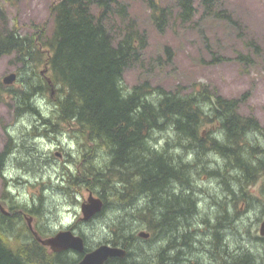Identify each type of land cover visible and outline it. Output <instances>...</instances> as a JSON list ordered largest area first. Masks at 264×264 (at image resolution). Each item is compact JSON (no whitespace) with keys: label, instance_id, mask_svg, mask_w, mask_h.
I'll list each match as a JSON object with an SVG mask.
<instances>
[{"label":"trees","instance_id":"trees-1","mask_svg":"<svg viewBox=\"0 0 264 264\" xmlns=\"http://www.w3.org/2000/svg\"><path fill=\"white\" fill-rule=\"evenodd\" d=\"M147 1L152 23L161 31L171 9L155 0ZM202 4L207 13L215 11L218 16H228L226 9L219 8V0H202ZM178 6L186 22L194 13V2L178 0ZM50 15L51 27L32 23L25 34L17 25L0 26V57L13 55L19 81L21 78L23 83L19 89H0V100L6 101L7 91L18 114L53 117L51 132L60 130L56 125L61 120L74 127L72 133L84 143L80 148H85L86 158L81 160V173L71 175L73 180H81L85 174L101 189L116 196L118 202L130 206L134 201L131 194L126 197L122 193L121 198L117 194L118 186L123 184L125 189L139 195L138 205L148 203L137 209L139 218L117 216L112 242H120L125 248L130 239L139 242L135 231H131L134 219H139L145 222V227L151 228L153 222L158 224L161 234L165 226L164 236L178 245V238L182 237L180 225L194 218L191 214L195 204L190 194H177L174 188L186 187L191 169L195 174L201 163L227 169L225 182L235 199L251 197L247 187L264 174V130L254 116L239 112L240 98H228L216 90L210 94L206 88L182 94L177 89L152 85L147 79L127 88L125 72L134 63L143 62L147 43V33L132 14L128 1L57 0L50 6ZM166 50L171 54L168 46ZM157 61L163 64L161 55ZM42 95L54 101L47 114L39 105ZM206 124L211 128L205 130ZM170 128L178 136V148L171 147L168 137L163 147L152 144L163 141L154 134L169 132ZM256 138L261 139V148L251 144V141L259 143ZM186 151L194 156L193 160L189 154L185 157ZM18 152L19 149L13 153ZM218 155L226 162L221 163ZM3 157L4 153L0 154V171ZM34 157L30 152L23 162L35 164ZM208 173L221 174L218 169ZM148 209L158 218L147 219ZM238 217L239 214L232 216L222 211L216 225L215 254L229 257L219 244L227 227H234L235 221L240 223ZM204 218L209 220L207 216ZM15 227L6 222L0 211V264L77 263L68 252H54L37 238L15 236L23 232L15 233ZM221 227L224 236L219 231ZM160 243L149 249L142 264H164ZM189 250L194 253L192 248ZM254 251L239 247L232 252L229 264H264L261 254ZM173 257L170 255V259ZM192 262L195 260H189Z\"/></svg>","mask_w":264,"mask_h":264},{"label":"rangeland","instance_id":"rangeland-1","mask_svg":"<svg viewBox=\"0 0 264 264\" xmlns=\"http://www.w3.org/2000/svg\"><path fill=\"white\" fill-rule=\"evenodd\" d=\"M55 1L57 0H0V26L5 23L10 27L17 25L18 30L23 34L31 29L32 23L51 27L53 17L50 15V6ZM124 1L131 3L132 14L137 17L141 27L147 33L143 62L134 63L125 72L124 83L127 88H131L134 83L147 79L152 85L160 84L166 89H177L182 94L195 92L202 88L210 90V94L216 90L225 97L240 98L239 112L245 116H254L260 123L261 130H264V0H219V8L226 9L228 16H218L215 11L207 13L202 0H192L194 13L186 22L181 17L178 0H155L171 9L161 31L152 23L151 8L147 0ZM166 46L169 47L171 54L167 52ZM159 55L162 57V65H159L157 61ZM243 56H247L248 59H243ZM16 70L17 64L14 62L12 54L0 57L1 90L8 87L13 90L23 87L21 78L13 85L8 86L2 83L5 75ZM6 92V101L0 100V151L5 149L10 135L14 138L12 139L15 143H19V152L16 153V157L8 158L9 164L13 163L16 170L20 171L22 175L26 174L25 169L31 173L41 174L40 182L35 187H27L24 183L19 185L21 198L24 199V194L30 191H34V194L44 193L48 221L51 222V225H55L57 220L68 219L72 216L70 213L63 212L64 208L71 203L63 194H60L62 190L58 188L61 185L62 177L64 179L69 178L71 171L63 166V160L55 154V151L61 150V147L67 145L72 146L73 142L70 140V136L74 139L76 136L68 134L70 129L67 126H61L63 133H59L55 141H50L48 138H55L52 133L57 134L58 132L45 131L47 127L42 126V121L38 120L39 130L47 132L48 136L35 139L32 122L36 118L28 117L25 113L18 114L15 102L9 98L8 92ZM51 101L53 100L50 96L42 95L39 105L44 114H47L48 106L53 105ZM50 114L48 113V115ZM56 126L60 127L59 125ZM210 128V125L206 124L204 129ZM154 136L160 139L168 137L172 143L171 147L178 148L176 145H178L179 139L177 134L173 133V129L170 128L169 132H160ZM78 143L80 147L82 144L79 141ZM152 144L157 145L155 142ZM58 145L61 147L59 148ZM253 145L258 146L259 143ZM29 147L35 148L31 150ZM30 152L35 154L36 158L33 159H36L37 164L35 162V164L30 163L29 165L23 162ZM185 153L183 154L186 157L189 151ZM73 157L75 158L74 162H70V164L75 170L77 169L75 162H79L80 158L77 154H74ZM221 158V163L226 162L225 158ZM193 159L190 158V160ZM40 160H42V165L45 161L48 165L41 167ZM199 166L200 168L196 170V173L209 174L208 172L214 169L221 172L220 175H212L211 179L206 176L203 178H206L204 186L208 193L204 195L207 199H211L210 194L215 199L222 197V201L225 199V195L233 196L232 191L227 189L228 183L225 182L228 180L225 167L202 165V163ZM192 168L195 169L197 166L194 164ZM14 171L12 172L13 176ZM192 173L191 169L190 174ZM262 176L264 177V175ZM3 187L4 178L3 174L0 173V197L3 193ZM247 189L248 193L252 195L249 200L252 205L248 209L245 208L247 204L242 199H239L235 205L233 202L234 210L243 211L240 214L242 216L237 218L241 221L240 223L235 221L234 227H227L225 235L227 238L224 236L225 231L222 230V227L219 231L224 236L222 237L224 246L227 245L233 251L239 247H249L264 258V246L261 240L257 238L260 235V224L264 218V178L249 184ZM69 195H72L73 199V194L70 193ZM67 197L69 198V196ZM257 197L260 201L256 200ZM109 199L112 206L105 211V217L101 222H96L90 226L91 242L111 239L115 236L112 228L119 219L117 216L127 217L126 215L129 214V206L112 200L111 197ZM204 200L206 198L202 202ZM191 215L194 218L197 217L195 213ZM203 215L210 217L208 213ZM204 216L200 218L203 219ZM143 223L145 222L134 219L131 231H135L137 235L140 230L149 231V228L145 227ZM216 230L217 227L215 226V233ZM138 238L139 242L137 241L135 247L136 253L134 252L131 261L142 264L149 249L153 250L159 245V242L149 243L142 237ZM216 255L219 258L223 254L216 253ZM217 262L218 264H225V260L217 259Z\"/></svg>","mask_w":264,"mask_h":264},{"label":"flooded vegetation","instance_id":"flooded-vegetation-1","mask_svg":"<svg viewBox=\"0 0 264 264\" xmlns=\"http://www.w3.org/2000/svg\"><path fill=\"white\" fill-rule=\"evenodd\" d=\"M42 118H44L42 121V126L47 127L45 131H48V129L51 128L49 127L50 121H52L54 118L53 117H42ZM42 118L37 116L36 120L32 122L33 135L39 138L41 137L44 138V136H48L47 132H41L39 130L40 126L38 125L37 121L41 120ZM68 128L71 129L73 128V126L68 125ZM52 134L55 138H48V139L50 141H55L58 138V133L57 134L52 133ZM13 139H12L13 143L11 142V145H8V149L7 150L3 149V153L5 156L3 157L4 162H5L3 164H4V169H5L4 172L6 171V173L4 174L3 193H2V196L0 197L2 201L1 203L3 205V209L2 210L0 209V211L5 216L6 222L10 221L11 224L16 225L15 230H14L15 233H18L21 230H23L22 233L24 236L26 235L30 238L33 237L34 239L37 237V235L52 236L62 230L72 231L74 234L81 235L84 238L85 250L80 252V251H76L73 249H68V250L54 251V252H68L69 255L75 257L78 261L81 260L88 252L92 251L93 249L97 248L99 245L103 243L107 242L110 244H117V245L123 246V244H121L120 242H117V243L112 242V238L91 242L90 233H89L90 226L96 222H101V220L105 217V211L111 208L112 206L110 204V199H109L110 197L112 200H115L117 202L119 201V199L116 196H112L109 191L101 189L102 188L101 185L98 186L97 183H93L90 178L88 179L86 177L85 174L82 175L83 177L82 180H70L69 178L67 179V177L66 179L62 177L60 181L61 185H59V188L62 190V193L60 194H63V196L65 197L67 196L65 195V193L73 194V199H72V195H69V194H68L69 198L66 197L67 199H69L67 201L71 203V205L66 206L63 212L70 213L72 216L68 219L61 218L57 220V222H55V225H51V222L48 221V218L46 215L47 208L45 205L46 196L44 195V193L34 194V191H30L33 193L29 194L30 192H27V194H24V197H23L24 199H22L21 198L22 194L19 190L20 189L19 185L21 183H24V185H26L27 187H35V185L40 182L41 174L39 175V174L31 173V172H28L29 170L27 171V169H25L26 174L23 172L24 174L22 175L20 171L16 170L13 163L9 164V162L7 161L8 158L16 157V155L13 152L16 151L19 147V143L18 142L15 143ZM70 140H72L73 142L72 146L67 145L66 147H61V145H58L59 148L61 147V150L55 151L56 155L58 152L60 153L59 157L61 160H63V166H66L67 168H69L67 170H70L72 168V165L67 162L69 161L74 162V159H75L73 157L74 154L75 155L77 154L79 156V154L82 153V151H84V153L81 154L83 156L82 161H84V156H85V148L81 150V148L79 147L78 141L72 138L71 136H70ZM258 142H259V145L261 146V143H262L261 139L258 140ZM252 143L254 144L256 143V141H251V144ZM259 145H258V148H261ZM66 153H68L69 155ZM218 157L220 160L222 159L221 155H218ZM68 158H71L72 161L71 159H68ZM41 162L42 160H40V163H39L41 167L42 166L46 167L48 165L47 161L43 162L44 165H42ZM75 164L77 163L75 162ZM77 168L80 169V166L78 165ZM13 171H14V176L12 175ZM259 172H261V170ZM262 175L264 174L261 173L259 177H256V181H259L260 178H264ZM205 176L208 177L209 179L213 177L207 173L202 174L199 172L198 173L195 172L194 174L193 172L192 174L189 175L188 182L185 181L186 187L182 185H178V189L174 188V190L176 191L177 194L186 193V192L190 194L192 198L191 200H193L195 204V209L193 210V212L197 215L196 218L200 217L201 214H204V213H208L210 215L208 226L205 222H199L194 218H192L190 221L186 222L185 224L182 223V226L180 225L181 230H182V235H181L182 237L178 238V245L171 244V241L169 240V238H167V236L166 237L164 236L163 232L166 231L165 226L164 228H162L163 229L162 234L160 233L161 229L159 228L158 224L154 222L151 224V228H149L150 235L147 238H145V240L148 241L149 243L154 242V241L158 243L159 241H161L160 244L163 246L162 250L164 254L163 256L164 264H191L189 263V260H192V261L195 260V262H192L193 264H218L217 262L218 256L214 253L215 252L214 250L215 241H217L216 233L214 232V227L217 225V222H218L217 220L219 216H221L222 211L223 213H227L232 216H235L236 214H239L240 216V214H242L243 211L238 210V209L234 210V207H233V202L235 205V203H237L239 199H242V201H244L245 204H247V207L245 208L249 209V207L252 205V203L249 201L251 197H244V198L238 197L237 199H235L234 196H231L228 194V195H225L226 197L223 201H222V197H219V199L218 198L215 199L214 196H212V194H210L211 199H207V197L205 196L202 197L203 194L208 193V191L205 190V186H204L206 184V181H205L206 178L203 179ZM83 181L85 182L83 183ZM62 184H65V185L62 186ZM70 185H72L73 188L75 189H72ZM65 191H68V192H65ZM122 193H125L126 197H128L130 194L132 196L131 198L134 197V201L130 203V206H129V209H130L129 214H127L126 216L129 218H139V215L137 214V209L139 210L140 206L142 207L146 206V204L148 203H143V204L138 205L137 198L139 195L136 196L137 194L136 192L134 193V192L129 191L128 189H125L123 184L119 185L118 190H117V194L120 198L123 196ZM90 198L102 199L103 209L101 212H97V213L92 214L91 216H87L86 215L87 213L85 212L84 214L83 210H84V207L86 208V205L89 203ZM204 198H206V200L202 202ZM37 199L38 200L41 199L42 202H38ZM256 200L260 201L258 197L256 198ZM147 217H148L147 219L151 217L158 218L155 215L154 211L150 209H148ZM199 223H202V224L200 225ZM200 234H203V235H200ZM259 234H260V229H259ZM162 236L165 238H162ZM202 236H205V237H202ZM257 238L261 240V243L264 246V235L260 234L258 235ZM221 240H220L219 248L220 249L222 248L223 250H225V255L227 254L229 257L227 258L221 255V257L218 260H225L224 263L229 264L231 263L230 257L232 255L233 250H231L226 245L223 246ZM136 242L137 241L130 239V243L128 247L126 248L128 250L127 255L125 257H119V256L110 257L106 261L105 264H108V262L110 264H134L131 261V259L133 258V255L135 252L133 248L134 246H136ZM190 248L194 250V253L190 252L189 250ZM170 255L174 257L170 259Z\"/></svg>","mask_w":264,"mask_h":264},{"label":"water","instance_id":"water-1","mask_svg":"<svg viewBox=\"0 0 264 264\" xmlns=\"http://www.w3.org/2000/svg\"><path fill=\"white\" fill-rule=\"evenodd\" d=\"M17 79V73L11 72L4 76L3 82L5 84H12ZM103 208V202L101 199H90V203L84 207V213L87 216H91L94 213L101 212ZM260 232L264 235V219L260 226ZM141 237H148L149 233L142 230L139 232ZM44 244L49 245L54 251H62L66 249H75L77 251H84L85 244L81 235H75L71 231H61L58 234L42 239L38 236ZM128 250L124 247L113 246L110 244H101L96 249L88 252L77 264H105V261L112 256L125 257Z\"/></svg>","mask_w":264,"mask_h":264},{"label":"bare ground","instance_id":"bare-ground-1","mask_svg":"<svg viewBox=\"0 0 264 264\" xmlns=\"http://www.w3.org/2000/svg\"><path fill=\"white\" fill-rule=\"evenodd\" d=\"M50 127V126H49ZM51 128H49L48 130H50ZM58 132V131H57ZM42 135V134H41ZM62 140V139H61ZM165 142H166V139H163V141L161 142V140H160V142H159V144H157L156 146L157 147H161V146H163L164 144H165ZM76 150V149H75ZM72 151V150H71ZM70 151V152H71ZM73 151H74V149H73ZM72 151V152H73ZM75 153V152H74ZM66 154H68V153H66ZM69 155V154H68ZM190 155V158H192L193 159V156L191 157V154H189ZM6 158H7V156H6ZM68 159H71V158H68ZM67 160V159H66ZM71 161H72V159H71ZM5 163V162H4ZM67 163H70V161L69 162H67ZM6 165V164H5ZM68 165V164H67ZM83 167V166H82ZM68 169V168H67ZM71 170V169H70ZM40 172V171H39ZM61 174H63V173H61ZM19 177V176H18ZM22 178V177H21ZM23 180V179H22ZM82 180V179H81ZM54 181V180H53ZM10 182V181H9ZM36 182V181H35ZM85 181H83V183H84ZM18 183H20V182H18ZM80 183V182H79ZM17 184V183H16ZM22 184V183H21ZM68 184V183H67ZM70 184V183H69ZM16 187V186H15ZM58 188H59V186H58ZM62 188V187H61ZM64 188H66V187H64ZM65 190V189H64ZM65 192H68V191H65ZM71 192V191H70ZM203 192V191H202ZM64 193V192H63ZM204 193V192H203ZM69 194V193H68ZM68 194H66L65 193V195H67V196H69ZM204 195V194H203ZM66 196V197H67ZM205 196V195H204ZM38 201V200H37ZM112 203V202H111ZM108 210V209H107ZM197 221H201V222H205L206 224H207V226H208V219H205V218H200L199 220H197ZM198 223V222H197ZM204 223V224H205ZM200 225L202 224V223H199ZM193 225V224H192ZM140 226V225H139ZM136 227V226H135ZM213 227V226H212ZM133 229V228H132ZM201 229V228H200ZM199 229V230H200ZM203 229V228H202ZM208 229V228H207ZM204 230V229H203ZM133 231V230H132ZM201 231V230H200ZM202 232V231H201ZM212 234V233H211ZM222 234V233H221ZM200 235H203V234H200ZM15 236H21L23 239H25V236L23 235V233L22 234H19V235H15ZM14 237V236H13ZM202 237H205V236H202ZM29 239V238H28ZM201 239V238H200ZM133 242V241H132ZM134 244H135V242H134Z\"/></svg>","mask_w":264,"mask_h":264}]
</instances>
